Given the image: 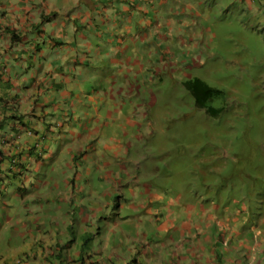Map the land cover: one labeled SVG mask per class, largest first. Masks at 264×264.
<instances>
[{"label": "rangeland", "instance_id": "1", "mask_svg": "<svg viewBox=\"0 0 264 264\" xmlns=\"http://www.w3.org/2000/svg\"><path fill=\"white\" fill-rule=\"evenodd\" d=\"M8 1L9 15L17 14L12 8L15 0ZM162 2L27 0L26 6L23 4L32 13L39 7L44 19L50 20L45 32L53 42L47 47L53 52L58 66L55 70L63 83L84 73L81 82L73 78L75 85L70 90L74 122L84 124L89 133L97 120L92 117L107 115L100 120L96 146L92 145L98 154L90 158L77 178H72L75 197L91 207L65 214L78 218L74 221L78 239L71 242L76 244L73 254H81L76 258L79 264H108L106 253L104 257L100 253L110 241V250L116 253L112 261L117 263L119 259L118 264H127L125 259H129L128 264H154L157 260L158 264H168L170 249V253L187 250L188 258H192L187 264L203 263L202 257L191 255L199 249L204 254L209 252L204 264H219L221 259L227 260L226 264H249L252 249L264 263V37L250 30L254 23L251 12L243 18L246 29L239 23L243 10L259 12L264 3L207 0L197 21L210 32V43L171 58L174 74L184 81L199 78L222 91L221 97L211 102L222 112L212 117L196 107L187 90L184 95L162 93L155 103L145 82L133 91L119 87L134 73L133 67H127L130 58L146 61L148 51H127L123 56L106 53L109 58L102 54L106 46L116 43L121 27L122 36L144 35L146 26L156 20L153 9ZM170 4L178 8L185 0H172ZM196 38L201 40V34ZM124 70L122 78L119 73ZM147 116L153 129L144 122ZM144 130L152 132L150 137L141 135ZM130 134L142 140L137 143V157L126 166L115 157L111 162L115 141L109 143L107 138L119 139L117 151L121 156L125 152L123 138ZM59 146L54 144V160L58 162L49 160L41 169H34L33 177L42 183L54 184L58 167L62 172L57 178L60 184L70 183L64 175H74L64 167V161L72 159L59 157ZM21 195L16 185L0 195V247L10 244L13 249V231L25 239L24 230L36 227L38 220L42 225L50 224L54 236V213L32 215L34 223H25V229L19 223L25 217L21 209L10 219L8 204L14 200L18 207ZM53 196L50 193L52 203L42 208L62 210V203L54 209ZM61 235L66 240L73 236L67 230ZM27 244L31 245L29 239ZM3 252L0 248V258ZM42 255L43 260L25 259L27 263L23 264H54V258L46 257L48 253Z\"/></svg>", "mask_w": 264, "mask_h": 264}, {"label": "crops", "instance_id": "2", "mask_svg": "<svg viewBox=\"0 0 264 264\" xmlns=\"http://www.w3.org/2000/svg\"><path fill=\"white\" fill-rule=\"evenodd\" d=\"M161 1L163 2L161 3L160 17L162 19H166L167 17L173 14V9L170 4L171 1L168 0H161ZM26 2L27 0H15V5L14 6L12 5V8L17 14L13 13V15L11 16L9 15V10L7 9V6L10 5L9 1L0 0V83L9 84L8 85L9 89L6 88V90H0V104L1 103L3 104L5 99L13 96L14 98L8 101V107L13 106L14 110L17 113H19L20 115L25 114V117L31 116L33 120V124L30 125V129H34V134L31 136L28 135L26 132L19 130L21 131V133L19 134L14 133L11 136V138H9L7 143H5L4 147L0 146V150L3 149L4 155L10 158V160H12V162H9V160H5L3 162V167L6 171L3 174H0L1 179L3 180L4 183L9 184L10 186H11L10 181H14L17 187L23 182L27 184L30 180V176L26 174L25 170L30 168V170L33 171L34 174L35 168L41 169V167L44 164H46L49 160H51V163L54 161V144H56L54 143V139H55L54 136L56 132L53 127V123H54V110H56L57 107L53 106V108L48 107L45 109V111L48 112L46 113V115L48 116L47 118L49 121V124L46 127V125L41 120V116L43 115L42 105L38 106L36 104V98L38 99L39 94L43 91L42 87H54L53 86L54 82L52 80H54V77L58 79L61 75L60 73H55L54 76V71L53 70L49 71L48 69L49 67L52 66L54 62V58L52 56L53 52L51 48L47 47V45L50 46L51 43L47 41V39H45L44 41L45 46L43 47L44 50L35 49V45H36L35 43L37 41H40V39H42L43 37L42 33L39 32L37 27L39 25H43L42 29L45 30L50 20L47 19V22L44 25L41 11L38 13L37 9L34 8L33 11H35L36 13H32L30 10L24 7V5L26 6L25 4ZM188 7L191 8L194 6L188 4ZM154 11L156 10H153V12ZM172 24L173 22L168 23L169 26H171ZM162 29H159L157 27V23L154 22L153 25L146 26V32L144 34V37L141 38V40H138L137 38L134 37H129L128 40L126 41L125 39H122L123 36L121 34L122 31V27H121V30L117 31L119 36L116 39V43L109 44L108 46H106L102 54H105L107 58H109V55L106 53H109L110 55L117 54L123 56L121 55V53L124 47L119 46L122 40H124V42H127L128 46L137 52L143 50L154 51V48L152 47L153 43L161 38ZM170 29H171L170 27H167L166 32H169ZM179 34L180 32H177V36ZM13 35L18 37V42L16 43L13 42L12 39ZM52 39L53 38L50 37L48 40H52ZM142 40L144 41L142 42ZM88 46L91 47V44L89 43ZM30 53L33 54L34 59H31L29 57ZM121 58L123 59V57ZM112 63L116 65L117 61L112 60ZM112 63H111V67L113 68L114 66H112ZM107 66L108 65L106 63V67ZM124 74L125 71L123 75ZM73 76L81 80V77L79 75H73ZM56 83L58 84L59 82L56 80ZM74 85L75 82H73L72 80H70L67 84H64V90H66L67 94H71L69 91L73 88ZM119 87L125 90L127 89L131 90L127 85L123 86L119 84ZM49 90H50L49 88L46 89L47 94ZM50 94L52 95L53 92L51 91ZM45 103H47V101ZM1 118H2V113H0V120ZM6 131L9 133V131H11L10 127ZM8 142H11V146L6 147L8 145ZM40 147H42V150L45 153H49L50 156L48 159L46 157L44 160L38 161V163H34L32 161L33 157L37 156V149H39ZM61 147L67 153L70 151V148L64 146L63 144L61 145ZM68 157L72 158L73 156L70 154ZM54 163L56 162L54 161ZM25 164L28 165L27 168L23 167V165ZM75 165H76V161L74 159L64 161V167L66 168L70 167V170H73L75 168ZM36 187L40 188L39 192L41 198L34 196L32 198L35 200L29 199L30 202L35 201L36 204H32L29 207H26V203L22 202V199L20 200L18 198L19 200V206H18L19 208H18L15 207L14 200L10 201V203L8 204L10 208L6 209V213L10 215V219L13 218L12 215H15L18 209H21V212L25 213V217L21 218L19 222L20 224H23L21 227L22 229H25L24 227L25 223L27 222L28 224L34 223V219H31V216L38 211L43 215H49L50 213H54V217H57V220L61 219L63 223H65L64 221L67 219V216H65L66 211L64 210L63 207L62 210H59L58 208L55 207V205L58 202L69 203L71 201L72 203H74L73 204V208H74L75 201L79 200V198L75 197V191L74 190L70 191V187L66 182L62 185L59 182H56L55 179H54V184L53 182H46L43 184L41 181L36 179ZM46 192H49L52 195L54 194L53 196L54 209L56 208V210L42 208V205L52 203L51 202L52 197H47V199L44 200ZM55 220L56 219L54 218V221ZM38 222L41 221L38 220ZM49 225L50 224L42 225L40 223H37L36 227H31L29 230L26 231L24 230L25 239H27V242L23 238L22 236L23 234L17 236L18 232L13 231V236H14L13 238L16 239L15 242L13 243L14 244L13 249L10 247V244L5 245V248L3 246L0 247L1 249L4 250L3 256L0 258V264H23V263H27V260L25 259L41 260L44 251H46V253L49 254L50 251L47 250H49L48 248L51 246V244L54 245V242L56 241L54 239L55 234L57 232L59 233L66 231V230H61L59 224H54V236H53L52 233L50 234V232L52 231L50 229L51 226ZM65 228H66V224L64 225V229ZM126 234H128V232L125 233V235ZM34 238L39 239V242L41 244H46L45 243L46 240L51 244H49V246L47 245L46 247L42 245V247L39 249L36 247L32 248L38 254V255H33V252L30 253L25 248L31 246L27 244L28 239L30 244H34V245L36 244L33 241ZM69 247L75 250L76 244L74 243L72 246ZM45 248L47 249L45 250ZM42 249L44 250L42 251ZM110 249H111V242L109 241V243H107L106 245V249H102L100 253L102 257L104 256V252L106 253L105 256H107L106 258L110 260L109 263H111V258L116 255V253L114 251L111 252ZM26 250L28 251V255L25 254ZM72 252L70 255L69 262L73 264L71 260V256L74 255L81 258V254L77 252H75V254H72ZM56 253L57 252H55V254Z\"/></svg>", "mask_w": 264, "mask_h": 264}, {"label": "clouds", "instance_id": "3", "mask_svg": "<svg viewBox=\"0 0 264 264\" xmlns=\"http://www.w3.org/2000/svg\"><path fill=\"white\" fill-rule=\"evenodd\" d=\"M168 1H172V0H168ZM206 1L207 0H185V4L183 6L179 5L178 8L171 6L173 9V14L170 15L169 17H167L166 19H163V21H159L157 19V18H161L160 17L161 6H160L156 10L158 13L155 11L156 12L155 22L157 23V27L159 29L163 28L161 30V38L159 40H156L153 43L152 47L154 48V51H148L150 54V57L148 60L143 61V62H138V61L134 62L132 60V58H130L129 63H128L129 66H127V67H133L135 69L134 73L127 76L120 83V85H123V86L127 85L133 91V90H138L139 87L141 86V84H143L145 82V84L148 87L150 95L155 100V103H157L159 101V98L161 97L162 93L184 95L183 92H186V90H187L193 96V98L195 100V105L197 107V97L195 96V92L200 96V99L202 102H205L206 100H208V98H205L206 92L198 90V89L202 88L203 85L215 90V92L218 91L217 93L220 92L219 97L214 98L211 101H214L215 99H219L222 95L221 90L209 86L205 81H203L199 78H194V79H191L188 81H184L181 77H179V75L174 74L176 71L172 68V64H173L174 60L171 58L177 57L179 52H181V51L184 52V51L189 50V49L190 50L198 49L199 47H204L205 43H210L208 40V37H210V32L205 30L202 27V25L197 21V18L199 16V10L201 9V7L204 6ZM262 1L264 3V0H262ZM188 4H191L194 7L190 8V7H188ZM34 8L37 9L38 13L40 12L39 7H34ZM153 10H155V9H153ZM248 12H251L253 19H254V23H253L252 27L250 28V30H252L254 33H261L262 36L264 37V4H263V8L259 12H254L253 10H243L244 14L240 18L239 23L245 29H246V25L243 23V18ZM186 15H187V19L185 18ZM43 16H44V14H42V17ZM43 21H44V25H45L46 19H43ZM169 22H173V24L171 26H169L168 25ZM148 25L151 26L150 24H148ZM167 27H170L171 29L169 30V32L164 33L163 30L166 29ZM177 32H180V34L178 36H177ZM199 33L202 36L201 40H197V38H196ZM213 36H214V34H213ZM129 37H133V36H130V35L123 36L122 39H125L127 41ZM142 37H144V35H140L139 37H134V38H137V39L140 38V40H141ZM179 39H181V40H179ZM143 41L144 40H142V42ZM49 42L52 43L53 40H49ZM40 45H42V47H44L45 43L42 42V43H40ZM119 46L124 47L122 49L121 55H126L127 51H129L130 53H131V51H133V49L131 47H129L127 42H124V40H122V42L119 44ZM136 53H138V52L136 51ZM64 54L67 56V58H70V56L68 55L69 53L64 52ZM172 54H174V56H172ZM197 57L199 58V56H197ZM195 58L196 57H194V56L192 57V59H195ZM75 63L82 64V62H75ZM124 71L120 72L119 76H122ZM125 74H126V72H125ZM78 75L81 77V80H82L84 73L82 72L81 74H78ZM124 75L122 76V78L124 77ZM73 78L75 79V81L81 82V80H79L77 77L75 78L74 76H72V79H67L66 83H68L70 80H72L74 82ZM59 84L60 83H58V85ZM199 85H200V87H199ZM157 93L159 96H157ZM61 95H62V97L73 96L72 93L67 94L66 90H64V89L61 91ZM210 105H211V103H210ZM60 106H61L60 103H57L54 105V107H57V109ZM67 106H68V104H66V102L64 101V110H63V112H64L63 118L64 119L63 120H61L60 118H57L56 115H54L53 127H54L55 132H56L55 136H54V138H55L54 143H56V144L58 143L60 145L59 150H58L59 157L63 156V157H66L68 159L69 158L74 159L76 161L75 168L73 169L74 175L68 174L66 176L67 180L70 181V183L72 184V187H73L72 190H74L75 183H74V179H72V178H77L78 172L83 171V168L87 165V162L90 161V158H92L93 156H96L98 154L96 152H93L92 145H95L96 139L100 136V132H101V127L99 126L100 120L102 118H107V115H104V116L97 115V114L94 115L92 118L96 117L97 120L95 121L94 124L91 125L89 133H87L85 125L84 124L80 125L79 121L74 122L75 118L73 115H70L71 112L68 113L65 111V108ZM70 106L72 108L71 110H73V108H75V106L72 103L70 104ZM212 108H214L216 110H220L219 114L222 112V109H220V108H215L213 106H212ZM198 109H202V108H198ZM203 110H205V109H203ZM205 112L207 113L206 110H205ZM78 114L81 115L82 113L78 112ZM207 114H209V113H207ZM218 115L215 117H218ZM210 116H212V115H210ZM212 117H214V116H212ZM79 118L81 119V117H79ZM92 118L87 120V122H89ZM140 120L143 121V117H140ZM144 122L148 124L149 129H153V123L150 122L148 116L146 117ZM72 123H73V126L71 125ZM95 125H97V126H95ZM19 128L21 131L26 132L30 136L34 134V129H27L23 126L18 127V129ZM151 134H152V132L149 134L145 130L143 132H141V135H146L147 137H150ZM107 141L109 143H112L115 141V148L113 150V157L111 159V162H114V157H115L116 160L121 161L122 164L124 166H126V165H128L129 161H131L137 157V154H138L137 143L142 141V140L138 139L135 135H131V134L124 137L123 138V147L125 149V152L123 154H121V156L118 154V151H117L119 139L114 138L112 136H109L107 138ZM62 144L64 146H67L70 148V151L68 153L63 150V148L61 147ZM100 151H101V154L104 153L102 151V149ZM70 154L73 156L72 158L68 157ZM49 156H50V154L45 153L42 150V147H40L39 149H37V156L33 157L32 161L34 163H38V161H42L46 157L48 159ZM54 161L58 162L56 160H54ZM69 169H70V167H69ZM25 171H26V174L28 176H30V180L27 184H25V182L21 183L18 186V190L23 194L19 197V199L20 200L22 199V202L26 203V207H29L30 203L36 204L35 201L30 202L29 199H33L32 197H34V196L41 198V195L39 192L40 188L36 187V179H35V177H33V171H31L30 168L25 170ZM66 183L71 188L70 183L69 182H66ZM8 191H9V188H7V186H5V190H4L3 194L5 192H8ZM47 197H50L49 192H46L44 200L47 199ZM33 200H35V199H33ZM80 201H82V200H80ZM76 202L77 201H75V203ZM83 208H84L83 211H85L88 208V206L83 205ZM38 213H39V211L35 212L34 215H36ZM150 214L154 215V211H150ZM66 220H68V219H66ZM251 232L254 233L253 230ZM126 236H128L131 239L129 232H128V234H126ZM184 247H187V246H184ZM170 251H171V249L168 252L169 253V255L167 257L168 264H187L190 261V259H192L191 257L188 258L187 250H184V252H179V253H170ZM200 251H201V249H199L197 251H192L191 255L192 256L198 255L200 258L202 257L203 258L202 264H204L205 256H208L209 252L206 250L205 254H204ZM139 253L140 252H137V255ZM132 254L133 253L131 252L130 258H132ZM256 254H257L256 251H254L252 249V253L249 257L251 260L249 262V264H264L261 260H258L259 256H256ZM105 257H107V256H105ZM112 258H111V263H109L110 260H108V258H106L108 260V264H118L119 263V259L117 260L118 261L117 263H114L112 261ZM221 260H224V259H221ZM221 260L219 261V264H221ZM124 262L128 264L129 259H125ZM159 262L160 261L157 260L156 263H154V264H158ZM226 262H227V260H224V263H222V264H226Z\"/></svg>", "mask_w": 264, "mask_h": 264}, {"label": "trees", "instance_id": "4", "mask_svg": "<svg viewBox=\"0 0 264 264\" xmlns=\"http://www.w3.org/2000/svg\"><path fill=\"white\" fill-rule=\"evenodd\" d=\"M43 19H44V16H43ZM47 19H46V22H47ZM42 26L43 25H39L37 27V29L39 30L40 33H44V36L42 37V39H40V41H37L35 43L36 45L34 44L36 50H41L43 47H42V45H40V43L44 42L45 39H47V40L49 39L46 36L45 30L42 29ZM16 37L17 36H15V35L12 36V39H13L14 43L18 42V37H17V39H16ZM135 52L136 51H133V53H135ZM29 57L31 59H34V56H33L32 53L29 54ZM61 62L63 63L64 60L63 61L61 60ZM57 67H58L57 63L53 62L52 66L48 68L49 71L50 70L54 71V76H55V73H59L58 69L55 70V68H57ZM58 79L61 80L59 85L56 83V80L58 81ZM58 79L56 77H54V80H52L54 82L53 83L54 87H42L43 91L39 94L38 99L36 98V104L38 106L42 105L43 115L41 116V120L46 125V127L49 124V121H48V118H47L48 116L46 115V113H48V112L45 111L46 108H48V107L53 108V106L55 104L60 103L61 106L57 110H54V115H56V117L60 118L61 120L64 119L63 118L64 101L66 102V104H68V106L65 108V111L70 113L71 112L70 110L72 109L71 106H70V104H71L70 103V98H72V96L62 97L61 91L64 89L63 78L59 77ZM8 85L9 84L0 83V86H1L0 90H6V88L9 89ZM199 87H200V85H199ZM48 88L50 90H49V92L47 94L46 89H48ZM198 90L206 92L205 98H208V100H206L205 102H202L201 99H200V96L195 92V96L197 97V107L205 109L207 111V113H209L212 116H217L219 114L220 110H216V109L212 108L210 103L212 102L211 100H213L214 98L219 97L220 92L217 93L218 91L215 92V90H213V89H211L209 87H206L205 85H203V87L198 89ZM51 91L53 92L52 95L50 94ZM13 98L14 97L11 96V97L5 99V101H4L5 104L4 103L0 104V113H2V118L0 120V135H1L0 136V146H2V147L5 146V143H7L9 138H11V136L14 133H17V134L21 133V131H19L20 128L18 129L19 126H21V127L23 126V127L27 128V129H30V125L33 124V120H32L31 116L25 117V114L20 115L19 113H17L14 110L13 106L8 107V101H10ZM53 99H54V101H53ZM46 101H47V103H45ZM4 126L10 127L11 131H9V133H8L6 130H4ZM9 146H11V142H8V145L6 147H9ZM4 156L5 155H4L3 149H1L0 150V174H3L6 171L4 169V167H3V162L5 160H9V162H12V160H10V158H8L6 156L4 157ZM27 166H28L27 164L23 165L24 168H27ZM60 174H62L61 167H58L54 171V179H55L56 182H57V178L60 176ZM64 176L66 177V175H64ZM10 184L11 185H16L14 183V181H10ZM5 186H7V188H9L8 186H10V185L7 184V183H4L3 180L1 179V176H0V195L3 194V192L5 190ZM58 203H62L63 204V208L66 211L67 215L68 214L71 215L70 211H75L76 209L78 210V212H84L83 211V209H84L83 208V204H82V201H80V200L75 203V207L74 208H73V204L74 203H72L71 201L69 203H65V202H58ZM30 205H32V203H30ZM86 206H88L87 209L91 208L89 205H86ZM67 219L68 220L64 221L65 223H63V221L61 219H59V220L56 219V220L58 221V224L60 225L61 230H67L68 232H70V231L72 232L73 236L69 240L64 239L63 236L61 235V234L65 233L66 231L62 232V233L61 232H59V233L57 232L55 234V236H54V239L56 240L54 242V245L51 244L50 242H48L47 240L45 241L46 244H41L39 242V239L34 238L33 241L36 244L35 245L31 244L32 247L30 246V247H28L26 249L30 253L33 252V255H38L37 252L34 249H32V248L36 247V248L39 249V248L42 247V245H44L46 247L47 245L49 246V244H51V246L48 248L50 250V253L46 257H49L50 259L54 258V264H72V263L69 262V259H70L71 252L72 251L74 252V249L70 248L69 246H72L75 243L74 242V243L71 244L72 241H75V240L78 239L77 235H76V231L74 230L75 229V225H77V223L75 224L74 221L76 219L78 220V218L76 216L75 217L67 216ZM56 220L54 221V224H56ZM71 220H72V223H70ZM65 224H66V229H64V225ZM46 249L47 248H45V250ZM27 250L25 251L26 255H28V251ZM43 250L44 249H42V251ZM42 251H41V254H42ZM44 252H46V251H44ZM55 252H57V253L55 254ZM73 252H72V254H73ZM76 258H78V257L74 256V258H73V255L71 256V260H72L73 264H79L80 263V262L78 263V260ZM50 264H53V261H50ZM81 264H87V263L83 262Z\"/></svg>", "mask_w": 264, "mask_h": 264}]
</instances>
